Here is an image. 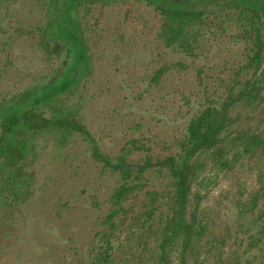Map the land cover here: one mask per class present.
I'll list each match as a JSON object with an SVG mask.
<instances>
[{
	"label": "trees",
	"instance_id": "16d2710c",
	"mask_svg": "<svg viewBox=\"0 0 264 264\" xmlns=\"http://www.w3.org/2000/svg\"><path fill=\"white\" fill-rule=\"evenodd\" d=\"M35 1L41 13L38 22L28 27L20 24L26 33L39 36L40 46L57 67L0 95V202L27 198L34 165L46 141L55 139L65 146L80 136L101 172L116 178L106 200L104 228L93 246L94 262L115 263L116 253L124 250L114 245L115 238H120L116 232L133 211L129 231L139 229V239L144 240L139 243L145 250L153 240V264H192L190 258L197 264L210 258L217 264H264V176L238 203L248 241L245 257L237 252L225 257L214 251L213 241L202 257L201 241L207 227L200 213L202 193L210 179L208 165L228 169L243 158L264 154V127L240 124L245 113L264 115V0ZM119 1H140L151 7L158 23L155 41L178 56L177 62L171 60L170 65L160 67L155 79L174 66L188 68L187 59L193 66L202 58L209 59L213 41L221 45L222 38H228L232 44L227 50L233 57L232 72L223 82V93L195 112L177 138V148L167 155L154 154L138 138H131L118 154L107 153L75 100L94 68L96 23L92 20L97 22L99 17L92 10ZM13 2L0 0V14L13 7ZM15 25L9 23L7 29ZM4 51L0 46V59ZM4 71L5 67L0 68V76ZM136 151L147 153L136 159ZM153 176L164 182L161 189H149ZM134 201H139L137 211ZM254 247L260 253L250 255ZM127 248L129 254L138 249Z\"/></svg>",
	"mask_w": 264,
	"mask_h": 264
},
{
	"label": "rangeland",
	"instance_id": "374dc122",
	"mask_svg": "<svg viewBox=\"0 0 264 264\" xmlns=\"http://www.w3.org/2000/svg\"><path fill=\"white\" fill-rule=\"evenodd\" d=\"M36 4L35 0H14L13 7L0 14V46L5 47L0 59V68L5 67L0 95L57 67L40 46L39 36L23 28L38 22L40 7ZM92 11L99 17L97 22L92 20L96 23L95 60L91 76L75 98L80 115L107 153L118 154L131 138H138L154 154H169L177 148L176 140L195 112L223 93V82L232 72L233 57L227 51L232 44L228 38H222L221 45L213 41L209 59L204 57L195 66L187 59L188 68L174 66L155 79L159 68L178 56L155 41L158 23L151 7L140 1H119ZM9 23L16 25L7 29ZM240 124L264 127V115L245 113ZM146 153L136 151L135 157ZM206 173L210 179L202 193L200 213L207 228L201 251L206 254L214 243V251L225 257L233 252L245 257L248 241L238 203L262 183L264 154L243 158L228 169L210 164ZM33 174L27 198L0 202V264H98L92 260L93 246L104 228L106 200L116 178L101 172L80 136L65 146L55 139L46 141ZM152 179L149 189H161L162 179ZM134 202L137 211L139 201ZM132 214L116 232L120 238H115L114 245L124 250L116 253L114 264H153L155 243L151 240L145 250L139 243V229L129 231ZM127 246L138 249L129 254ZM248 253L258 254L260 248ZM214 259L200 260L217 264Z\"/></svg>",
	"mask_w": 264,
	"mask_h": 264
}]
</instances>
